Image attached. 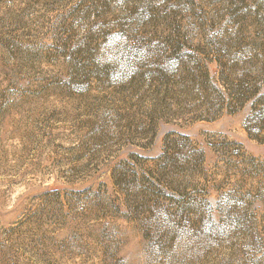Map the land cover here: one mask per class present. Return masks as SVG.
Returning <instances> with one entry per match:
<instances>
[{
	"label": "rangeland",
	"instance_id": "1",
	"mask_svg": "<svg viewBox=\"0 0 264 264\" xmlns=\"http://www.w3.org/2000/svg\"><path fill=\"white\" fill-rule=\"evenodd\" d=\"M0 264H264V0H0Z\"/></svg>",
	"mask_w": 264,
	"mask_h": 264
},
{
	"label": "trees",
	"instance_id": "2",
	"mask_svg": "<svg viewBox=\"0 0 264 264\" xmlns=\"http://www.w3.org/2000/svg\"><path fill=\"white\" fill-rule=\"evenodd\" d=\"M248 92V91H247ZM247 100V99H246Z\"/></svg>",
	"mask_w": 264,
	"mask_h": 264
}]
</instances>
